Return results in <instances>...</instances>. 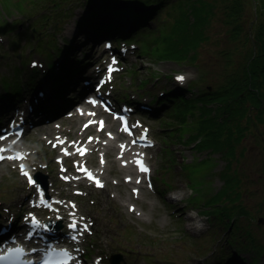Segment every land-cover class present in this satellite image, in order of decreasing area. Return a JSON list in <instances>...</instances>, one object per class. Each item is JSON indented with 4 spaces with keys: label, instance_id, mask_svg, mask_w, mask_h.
Masks as SVG:
<instances>
[{
    "label": "rangeland",
    "instance_id": "374dc122",
    "mask_svg": "<svg viewBox=\"0 0 264 264\" xmlns=\"http://www.w3.org/2000/svg\"><path fill=\"white\" fill-rule=\"evenodd\" d=\"M25 1L0 0V75L11 77L10 86H14L18 80L25 81L28 77L36 75V69H43L46 64H50L49 61L55 62V58H48V55L37 51L35 44L39 34H53L57 50L63 45L68 48V53L61 58L65 61L64 65L61 63V67L70 65V69L59 89L46 80L48 75L45 73L43 80L40 78L42 80L40 92L35 93L33 89L28 90L25 87L16 103L2 100L0 123L12 112L19 113L22 109V112L24 110L28 112V119L24 121L30 130L20 140L19 146L28 153L30 168L45 178L52 190L51 196L56 197L54 200L60 199L80 207L77 215L91 225V231L83 237V245H77L82 249L79 253L81 257L73 264H76L77 260L81 264H226L230 254L234 252L243 257L238 264H264V140L259 133L257 136L248 134L233 156L224 157L221 154L197 150L195 145L201 138L194 144L188 140L193 135L195 130L193 126L195 124L196 127L197 118L190 116L186 124L176 123L170 115L174 109L170 103L162 107L158 104L153 116L147 114L154 108L158 95L165 88L173 87L178 90L181 87L186 91L185 96L190 98L192 94L194 97L206 87L212 88L223 84L222 72L225 61L218 55V49L223 47L222 44L215 46L209 41L204 45V52L198 56L200 69L196 65L177 62V44L185 35L184 30L177 26L178 19L183 16L185 10H190L189 2L199 7L198 4L202 6L204 3L201 2L208 0H187L168 6L167 9L172 11H164L161 15L157 12L158 14H155L146 25L151 30L159 26L158 33L149 32L145 28L136 31L142 32L145 38L149 37L150 50L144 54L136 44L122 42L120 45H125L127 52L120 62L121 70L113 75V82L102 90L104 94L112 95L114 99L123 103L135 100L144 101V105L146 101V105H150L147 109L139 105L133 122L138 126L144 123L143 128L149 131L156 143L148 150L156 189L149 191L148 188L146 195L152 197L150 202L156 204L149 207L144 203L145 211H150L148 213L151 216H145L143 211L134 213L130 211V206L135 208L136 200L121 197L119 190L122 189L116 186L111 188L109 184L103 189L96 187L91 181V185L81 184L76 187L69 185L67 181L79 162L78 157L67 158V164H63L53 141L59 137H66L73 142L80 137V131L76 130L80 126L85 127L88 121L84 123L85 117L80 119L77 127L73 123L74 116L69 118L64 115L53 120L55 117L48 118L47 111L41 105V102L53 100L62 106L71 101L74 98L72 92L81 90L80 80L90 73L93 64L98 65L96 62L99 53H104L105 56L109 54L104 50L105 41L119 40V31L116 28L109 32L91 31L93 29L88 26L77 28L76 22L87 16L86 10L79 7L82 0L75 5L69 0H55L58 10L52 8L51 11L49 5L44 7L49 4L47 2L49 0H36L32 6L25 4ZM100 1L103 6L97 5V8L101 18H107L109 15L107 14L109 5L113 7L111 13L123 10V7L128 5L137 8V5L126 0ZM199 9L203 12L200 7ZM92 10L93 8L88 6V13ZM209 12L208 8L203 13L207 15ZM187 15L190 16L189 13ZM213 25V30H208L210 35L220 30L216 23ZM16 30H20L21 33L13 34ZM156 36L160 39L155 45L153 41ZM137 41H140V38H137ZM118 49L120 50V46ZM151 49L156 50V56ZM237 49L240 54L241 48L237 46ZM28 58L30 63L24 66L22 62ZM108 63L109 59L102 67L105 68ZM104 73L106 70L102 75ZM14 75L17 78H14ZM102 75L92 77L100 79ZM176 75L185 77V82L176 80ZM34 81L33 85L37 83L36 79ZM94 85L95 82L87 87L91 90H87L86 95L94 91ZM1 88L0 84V95H6L4 90L1 92ZM28 100L33 103L32 111L27 110ZM83 101L81 98L80 102ZM133 107L136 105L133 104ZM21 113L18 116L22 117ZM61 114L63 113L56 117ZM108 119L113 121L111 116H108ZM38 120L43 123L39 125L31 123V121L37 123ZM192 120L194 124L191 123ZM114 121L116 126H119V121ZM42 125H49L46 128L50 126L56 128L41 133L39 128ZM59 125L61 128H58ZM259 127L263 129L262 125ZM92 128L96 130V122L86 129ZM106 133L110 132L108 130L102 132ZM130 139L131 137H125L124 142L129 144ZM88 141L87 138L85 144ZM116 153L117 151H114L107 160H116ZM90 156L93 159L95 152ZM130 156L131 154L127 155L128 159ZM228 160H233L232 172L238 174L242 180L239 184L238 197L243 208L241 211L244 213L237 219L238 224L245 225V229L250 232L239 233L240 237L237 238L228 234L226 229L225 221L233 222V219H227L229 218L227 208L221 212L224 216L226 212L224 219L223 215L218 213V208H224L230 201L225 196L228 193L220 195L221 187L225 183L222 172ZM132 162L135 166V157L132 158ZM45 164H48L47 168ZM96 165L98 166V163ZM113 165L116 171L112 172L109 180L118 182V175L120 176L122 171L119 170V162L116 161ZM20 171L19 166L13 162L0 161V225L12 220L13 217L10 215H14L17 219L15 235L26 233L27 221L33 213L42 216V221L54 220V211H38L30 207L29 198L35 193V189L21 176ZM31 189L34 193L30 192ZM110 189V194H106ZM68 193L76 195L81 193V197L75 200L68 196ZM138 203L143 205V200ZM124 204L126 205L123 206ZM188 216H193V219H189ZM69 221L70 217L62 223L63 227H66ZM255 242L259 245L260 251Z\"/></svg>",
    "mask_w": 264,
    "mask_h": 264
},
{
    "label": "trees",
    "instance_id": "16d2710c",
    "mask_svg": "<svg viewBox=\"0 0 264 264\" xmlns=\"http://www.w3.org/2000/svg\"><path fill=\"white\" fill-rule=\"evenodd\" d=\"M126 1L137 5V8L128 5V7H123V10H115V15L108 16L109 19L101 18L97 7L93 8L90 13L86 9L87 16L78 22L79 28L88 26L93 31L100 29L109 32L114 27H118L122 36L128 37L129 40H135L139 44L140 50L147 54L150 50L148 49L149 37L145 38L142 32L136 33V29L145 28L149 32L158 33L159 26L157 29L151 30L146 23L155 14H158L157 12L161 15L164 11H172L167 7L187 0ZM69 2L73 3L72 0ZM201 3L204 4L202 6L198 4V6L203 12L209 8L210 12L207 15L201 12L195 3L190 4L189 2L190 10H185L183 16L177 21V26L185 32L184 38L177 44V62L196 65L200 69L198 56L204 52V45L209 41L215 46L222 44L223 47L218 49V55L225 61L222 72L223 84L212 88L206 87L200 90L196 96L193 97L192 94L190 98L185 96L186 91L181 87L178 90L170 88L172 90H169L161 100L173 105L174 109L170 115L176 123L186 124L190 116L197 118L196 127L194 121H191L195 130L188 139L194 144L198 138H201L195 145L197 150L230 157L235 154L237 148L239 149L248 134L252 133L257 136L259 133L264 140V0H208ZM153 5L154 7H152ZM112 9L111 6L109 10ZM188 13L190 16L187 15ZM214 23L220 30L210 35L208 30H213ZM128 26L131 29L128 30ZM134 37L135 39H133ZM137 38H140V41H137ZM143 38H145V44ZM159 39L160 37L156 36L153 43L156 45ZM35 45L37 51L48 55V58H55L62 53L60 48L56 49L57 43L53 34H39ZM237 46L242 50L240 54H238ZM151 51L156 56V50L151 49ZM50 52L52 56H50ZM24 63V66H27L29 60H25ZM64 63L65 61L63 65ZM69 69L70 65L62 71L67 73ZM57 80L61 82L64 81V78L61 75H55L56 84ZM18 81L16 85L10 86L12 82L6 77L3 78L10 100L17 98L21 92V81ZM260 125L263 126V129H260ZM232 164L233 160H228L222 172L225 183L221 187L220 193V195L228 193L225 196L230 201L224 208H218L220 209L218 213L222 214L221 212L227 208L229 218H226L233 219V222L224 220L227 225L226 229L228 234L237 238L240 237L239 233L250 232L245 229V225L238 224L239 220L237 219L244 213L241 211L243 208L238 197L239 184L242 180L238 174L232 172ZM213 205L217 206L214 203ZM228 207H232V209ZM235 228H237L236 231ZM257 246L259 248L258 244ZM241 259L243 260V257L234 252L230 254V259L226 264H238Z\"/></svg>",
    "mask_w": 264,
    "mask_h": 264
},
{
    "label": "bare ground",
    "instance_id": "6f19581e",
    "mask_svg": "<svg viewBox=\"0 0 264 264\" xmlns=\"http://www.w3.org/2000/svg\"><path fill=\"white\" fill-rule=\"evenodd\" d=\"M35 1L36 0H26L25 4H29V5L32 6L35 3ZM72 1H73L74 5L76 4V2H80L79 0H72ZM47 2H49V4L44 5V7H47L49 5L50 11L52 10V8H55V9L58 10V6L56 5V1L55 0H52V2H51V0H49ZM97 5L103 6V4H102V2L100 0H84V1L82 0V4L79 7L82 10H85V9H88V6H90L92 8H95V7H97ZM110 7L111 6L109 5L108 8H110ZM107 14H109L110 16H114L115 15L114 12L111 13L110 10L107 12ZM139 16H141V15H139ZM76 25H77V28H79L78 22H76ZM136 30L138 31V29H136ZM20 33H21L20 30H16L15 32H13V34H20ZM131 34L133 35L134 33H131ZM68 40H70V39H68ZM89 90H91V89L89 88ZM95 109L97 111L100 110L99 108H95ZM87 111L88 110L76 111L75 112L74 116H76V118H75V120H73L74 121L73 123L77 127H78L79 120L84 118V117L86 118L84 123L86 121H93L94 118L92 116L85 115ZM103 116L104 117H101V118L104 119V118H107L109 115L107 113L103 112ZM26 117H27V114L24 113L22 118L24 119ZM96 125H98V122H97ZM113 127L116 128V132H117L116 134H118V138L117 139L116 138H112L111 135H108V137H102V136L96 134L86 144H81V145H83L84 147H86L88 149L87 153H85L84 155H81L80 152L79 153H77L76 151L72 152L73 155L78 156L80 158V162L77 165V174L70 176L71 182L69 183V185L70 186H79L83 182H85L86 181V177L84 176L85 172L80 170V169L81 168H86L88 170V172L92 173L93 177H98L100 179V181L102 182L103 188H106L109 184L111 185V188L116 186L117 188L122 189V190H119V194H120L121 197H125L126 196L129 200H132V201L136 200V203H135L136 206H135V208L133 210V213L136 212V211H143L145 216L146 215L151 216V214L148 213V212H150V211H148L149 209L147 210L148 212L145 211L144 203H147V205L149 207H152V204H156V202H154V203L150 202V200H152L153 198L152 197L151 198L147 197L146 196L147 193H148L147 189L141 183L137 182L138 178H140L141 176L145 177V175L139 173L137 171V169L134 171V165L130 162V160L127 157V154L129 153V151L131 149L128 148L125 143H124V145H122V144L117 142V141H121V140L123 141L126 136L122 132L119 131V126H116V122L112 121L110 124L106 123L105 128L103 130L111 129ZM54 128H56V126H50L48 128L42 126V127L39 128V131L41 133H47L48 130H52ZM76 131L77 132L78 131H82L83 133H85L87 131V129L84 128V127H81V128H78ZM64 138L65 137H59L57 139V141H59L61 139H64ZM131 139H137V137L134 136V137H131ZM131 139H130V141H131ZM79 146L80 145H78L77 147H79ZM70 148H72V146ZM94 151H97L99 153V156H104L106 158H110L111 154L114 151H118L119 158H121V159L118 160L119 161V165L122 166V168L121 167L119 168V170L122 171L121 172L122 174L120 176L118 175V178H119L118 182L109 180V178L111 177L112 172L116 171V168L113 165L114 163H116V160H114V161H110V160L105 161L103 164L98 165L97 168H91L89 165L85 164V162H87V160L85 161L84 157H86V155H88L90 152H94ZM6 153H8V152H6ZM2 154H5V153H0V155H2ZM93 160L96 161L97 158H95ZM25 161L27 162V160H25ZM150 168H151V166H150ZM33 170H35V169H33ZM55 170H57V168H55ZM152 173H153V171H152V168H151V171H150L149 174L152 175ZM131 175H137V177L134 178V176H131ZM37 178L39 180L38 182L42 184V188L44 189V193L50 195L52 193V190L48 187L49 184L45 181V178L40 177L39 175H37ZM121 191H124V192H121ZM30 192L32 193L31 190H30ZM110 192H111V189L109 191H106V194H110ZM67 195L72 197V198H74L75 200L79 199V196L76 195V194L68 193ZM177 197H178V195H177ZM29 199H32V195H30ZM140 200H143V205H140L138 203ZM53 205H54L55 208H57V212L53 213L54 214V220H52L50 222L42 221L41 220L42 216H38L37 214L33 213V215H32V216H35L37 218V220L42 225H46L47 226V230L54 231V232H58V231L66 232L67 231L66 227H63L61 225L59 226V224L61 222L67 221L68 217H70V219H71L70 222L79 221V219H78L79 216L77 215V211L80 209V207H78L76 205H73V204H70V203H68L66 201H61V200L59 201L58 204H53ZM125 205L126 204H124L123 206H125ZM30 207H32L33 209H37L38 211H41V209L39 207H37V206L30 205ZM153 207H156V206H153ZM10 216L13 217V219L15 220L14 215H10ZM188 218L189 219H193V216H188ZM6 223H8V221ZM39 229L44 230L43 228H38V230ZM21 236H22V234L18 235V236H11V237H16L17 240H15V241L17 243V241H22V237ZM25 241L26 240H23L22 241L23 243H20L22 247H23ZM11 242H12V238H11ZM65 242L68 244V246H70L74 250V253H81V251H82L81 247L80 246L76 247V245L79 244V245L82 246L83 245V238L76 244H71L69 242V240H65ZM32 245L35 246V243H32ZM80 257H81V255L78 256V258H80ZM76 264H81V262L79 260H77Z\"/></svg>",
    "mask_w": 264,
    "mask_h": 264
},
{
    "label": "snow or ice",
    "instance_id": "6c2138e0",
    "mask_svg": "<svg viewBox=\"0 0 264 264\" xmlns=\"http://www.w3.org/2000/svg\"><path fill=\"white\" fill-rule=\"evenodd\" d=\"M177 79L179 81L183 82V80L185 78L183 76H179V77H177ZM92 103L95 104L96 101H92ZM117 118H119V117H117ZM102 127H103V122H101V128ZM124 130L128 131L126 122H125ZM0 138H2V137H0ZM78 151L80 152L81 155H84L86 152V149H78ZM3 158L4 157L0 156V159H3ZM139 168H140V171L144 172V173H147L149 171V169L144 166L142 161L139 162ZM80 170L84 171L85 174L87 175V178L90 180H93L98 187H103V185L100 183V181L96 180L95 177H93V175L91 174V172H88V170L86 168H81ZM24 175L26 177H28L29 183H35L33 181L32 177L29 176V174L27 172H25ZM137 182H139V181H137ZM41 199H42V196H41ZM31 226H32V229L43 228L45 231H47V226L42 225L34 216L31 217ZM69 227L72 229H75L76 228L75 222H73ZM84 230L85 231L87 230V225L84 226ZM33 235H34V232L29 231L28 235L26 236V239H32ZM72 239L75 240L76 237L73 236ZM3 244H4V242L0 241V262L12 261V262H19V264H33V261L26 259V257L29 255V253L26 252V250L23 247H20V246L6 247V246H3ZM12 244L13 245L16 244L14 237L12 238ZM36 251H37V249L31 250L32 253H35ZM54 255L60 256L63 258L61 261V264H68V261L73 259V257L67 251H62V252L56 253V252H54V250L49 249L48 251H46L42 254V264H52V257Z\"/></svg>",
    "mask_w": 264,
    "mask_h": 264
}]
</instances>
